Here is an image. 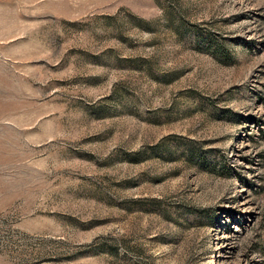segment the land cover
<instances>
[{
	"label": "rangeland",
	"instance_id": "obj_1",
	"mask_svg": "<svg viewBox=\"0 0 264 264\" xmlns=\"http://www.w3.org/2000/svg\"><path fill=\"white\" fill-rule=\"evenodd\" d=\"M0 264H264V0H0Z\"/></svg>",
	"mask_w": 264,
	"mask_h": 264
}]
</instances>
